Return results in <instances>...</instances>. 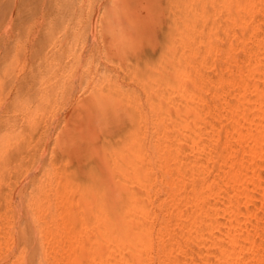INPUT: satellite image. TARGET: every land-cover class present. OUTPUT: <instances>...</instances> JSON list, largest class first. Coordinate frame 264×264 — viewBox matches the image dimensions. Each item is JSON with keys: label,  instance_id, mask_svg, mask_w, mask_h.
<instances>
[{"label": "rangeland", "instance_id": "1", "mask_svg": "<svg viewBox=\"0 0 264 264\" xmlns=\"http://www.w3.org/2000/svg\"><path fill=\"white\" fill-rule=\"evenodd\" d=\"M139 1L126 0L130 8L137 6L133 13L127 12V3L120 6L127 5V14H133L130 18L134 20L125 17L128 21L141 27L142 20L146 22L141 39L147 42L141 40L136 52L123 58L117 57L120 52L114 53L119 43L115 36H133L140 26H134V31V24L128 21L129 29L124 28L122 18H112L113 23L106 19L116 11L115 5L122 9L118 4L122 0H0V264H120L119 249L110 247L105 253L106 225L86 218L79 227L74 209L71 215L77 221L61 220L67 208L61 205L59 194L69 180L96 176L103 167L128 184V175L119 177L126 141L142 143L141 161L149 168L141 187L147 209L140 218L147 225L149 242L137 244L135 259L128 264H264V156L249 158L243 152L256 144L257 136L264 143V113L252 120L248 116L249 108L258 110L264 100L260 104L251 100L250 90L244 92L237 86L241 72L249 70L248 58L260 65L262 75L255 81L264 80V0H253L254 8L246 15L250 33L242 43L235 26L213 0L206 1L203 15V0H194L192 15L195 10L198 17L191 19L183 11L182 0ZM225 28L230 31L228 37L222 34L226 39L219 33ZM212 31L220 42L215 36L209 38ZM143 56L154 67L153 72L140 76ZM173 59L183 72L156 81L158 62L170 66ZM188 86L195 94L192 99ZM236 93L244 98L243 105L232 107L227 101ZM93 101L107 106L99 104L92 110ZM186 104L190 110L186 111ZM199 114L203 115L200 129H184L185 116L190 119ZM238 118L239 125H231ZM192 132L196 146L191 144ZM239 164L248 167V172L254 167L255 175L236 186L231 181L245 173ZM195 192H199L197 200ZM68 197L77 198V193ZM221 203L236 209L241 204L238 212L244 208L246 215L236 214L241 218V231L235 227L234 217L222 212L212 216L206 227L202 213L218 205L225 209ZM232 227L238 231L233 233ZM28 228L34 243L24 248L21 233ZM72 235L83 239V249H73ZM229 237L236 240L230 242ZM220 249L233 256L223 257ZM102 255H107L105 261Z\"/></svg>", "mask_w": 264, "mask_h": 264}, {"label": "bare ground", "instance_id": "2", "mask_svg": "<svg viewBox=\"0 0 264 264\" xmlns=\"http://www.w3.org/2000/svg\"><path fill=\"white\" fill-rule=\"evenodd\" d=\"M128 1H130V0H128ZM139 1V0H138ZM150 1V0H149ZM183 1V4H184V8H183V11H185V13H186V15L188 16V19L190 18V16H191V18H197L198 16H197V14H196V12H195V10L193 11L195 14H193L192 15V9H194V7H193V5H194V0H182ZM205 1V2H204ZM207 0H203V4H202V6H203V8H202V11H203V13H202V11H200L199 13L201 14L202 13V15L203 14H206L207 13V10H206V7H207V2H208V4H209V2L210 3H213L214 1H215V3H217V5H218V8H219V10H224V12H225V18L227 19V20H229L234 26H235V28H236V31H238V33L236 34L237 35V39L241 42V40L242 39H244L246 36H248V34L250 33V30L248 29V25H249V23H248V25H246V15L247 14H249L252 10H253V8H254V5H255V2L253 1V0H237V1H235V2H233V1H231V0H213V2H212V0H210V1H207ZM123 2H125V4L127 3L128 4V8H130L131 6H129L130 5V2H126V0L125 1H123L122 0V2L121 3H118L119 4V8L121 7L122 8V6H120V4L122 5V3ZM134 2V1H133ZM133 2H131V3H133ZM136 2H137V0H136ZM140 2V1H139ZM214 3V4H215ZM135 4V3H134ZM147 4V3H146ZM199 4V3H198ZM198 4H197V6H198ZM124 5V4H123ZM148 5H150V3L148 2ZM140 6V5H139ZM214 6V5H213ZM115 7H116V9H115ZM126 7V8H125ZM125 7H123L121 10L119 9L118 10V8H117V6L115 5L113 8H114V10H116V11H114V12H110L109 13V16L106 18L107 20H111L112 21V23H113V21L114 20H112V18H114L115 17V20H120V18H122V19H124V21H123V23L125 22V21H128V19L130 20H134L133 18H130V17H132V15L133 14H131L130 16L127 14V12L128 13H133L134 12V9L135 8H137V6L134 8V6L132 7V8H130L128 11H127V5L125 6ZM112 8V9H113ZM126 10H125V9ZM149 8H151V5L149 6ZM148 8V9H149ZM221 8V9H220ZM257 8V7H256ZM111 9V8H110ZM132 9H133V11H132ZM144 9H146V8H144ZM123 10V11H122ZM143 10V9H142ZM215 10V9H214ZM260 10V9H259ZM123 13H122V12ZM127 11V12H126ZM129 11H132V12H129ZM149 11H151V14H152V8L149 10ZM217 11V10H216ZM215 13V12H214ZM135 14V13H134ZM199 14V15H200ZM105 16V15H104ZM135 17H136V15H134ZM193 16V17H192ZM197 16V17H196ZM249 16H250V14H249ZM248 16V17H249ZM103 17V16H102ZM116 17H117V19H116ZM128 18V19H126V18ZM142 17V16H141ZM140 17V18H141ZM199 17H201V16H199ZM205 17H207L206 15L204 16V17H202V18H204L205 19ZM262 17H264V16H262ZM139 18V20H141ZM152 18V17H151ZM150 18V19H151ZM190 18V19H191ZM121 19V20H122ZM147 20H148V18H146ZM262 20H263V18H261ZM106 20V21H107ZM146 20V21H147ZM194 20V19H193ZM106 21H105V23H106ZM143 22H142V27L140 26V25H137L138 23H136V24H134L133 23V21H128V22H130V25H131V23L132 24H134L133 26H131V28H133L132 30H134L135 31V29L136 28H138V26H140L139 27V29H136L138 32H137V34H133V36H131L130 35V33H126V34H123L122 35V30H118L121 34L120 35H118V36H115L117 39H114V40H117L119 43V45L117 44V42L116 41H114L115 42V44H117L116 45V47H114V51L115 50H117V53L116 52H114L116 55L118 54V52H120L118 55H117V57L119 56V57H123V58H126V57H128L127 55H129V54H132V52L133 51H135L136 52V49H138V46H139V44L141 43V40L143 41L144 39H141V36L144 34V32L143 33H141L142 32V29H143V27H144V29H146V24H144V20H142ZM118 22H120V21H118ZM118 22H116V23H118ZM139 22V21H138ZM147 22H149V21H147ZM151 22H152V19H151ZM227 22V21H226ZM264 22V21H263ZM109 23H111L110 21H108V24ZM146 23V22H145ZM229 23V22H228ZM120 24H121V22H120ZM120 24H117V25H119V27L118 28H120V29H122L123 28V26H124V28L125 29H129V27H130V25H129V27L128 26H126V24H127V22H125L124 24H123V26L121 25V27H120ZM129 24V23H128ZM139 24H140V22H139ZM116 25V26H117ZM137 25V26H136ZM144 25V26H143ZM205 25V24H204ZM134 26L136 27V28H134ZM254 26V25H253ZM128 27V28H127ZM112 28V27H111ZM123 28V29H124ZM131 28H130V30H131ZM217 30H219L218 28H217ZM220 30H222V29H220ZM110 31H112V30H110ZM124 31V33L126 32V30H123ZM145 31V30H144ZM215 31V30H214ZM214 31H212V33L214 32ZM118 32V33H119ZM130 32H133V31H130ZM216 32V31H215ZM215 32H214V34L213 35H211V33H210V35H209V38H210V36H213L212 37V39H214V36L216 37V35H215ZM230 31H228V29H226L225 28V30L221 33V32H219L220 34H221V36H222V34H224L226 37H228V35H227V33H229ZM259 32V31H258ZM117 33V32H116ZM115 33V34H116ZM219 33H217V34H219ZM232 33V32H231ZM114 34V35H115ZM220 34L218 35L219 37H220ZM223 35V36H224ZM235 35V36H236ZM259 35V34H258ZM223 36H222V38H223ZM224 36V37H225ZM112 37V36H111ZM144 36H142V38H143ZM226 37H225V39H226ZM260 37V36H259ZM112 38H114V37H112ZM111 38V39H112ZM218 37H216L215 39H217ZM221 37H220V39H221V41L223 40ZM219 39V38H218ZM218 39H217V41H218ZM236 39V38H235ZM236 39V40H237ZM253 39V38H252ZM260 39V38H259ZM209 40V39H208ZM210 41V40H209ZM230 41V40H229ZM120 42H121V44H122V46H121V48H120ZM143 42H147V41H143ZM218 42H220V41H218ZM263 43H264V41H262ZM242 43V42H241ZM114 44V43H113ZM114 44V45H115ZM230 44V43H229ZM239 45V44H238ZM209 46V45H208ZM233 46V45H232ZM119 47V48H118ZM229 47V46H228ZM239 47V46H238ZM118 48V49H117ZM206 48H208L209 50L211 49V48H209V47H206ZM230 48V47H229ZM258 48H259V46H258ZM120 49V50H119ZM261 50H262V48H260ZM254 50V49H253ZM252 50V51H253ZM159 51V50H158ZM208 51V50H207ZM160 52V51H159ZM261 52H263L264 53V49L261 51ZM206 53V52H205ZM253 53V52H252ZM257 53H259L260 54V51L259 52H257ZM249 54V53H248ZM247 55V54H246ZM252 55V54H251ZM137 56V55H136ZM248 57V56H247ZM146 58V60H144ZM144 58V56H143V61L141 62V66L140 67H138L139 68V75L141 76V75H144L145 73L147 74V73H149V72H153V68L152 67H154V66H151V67H149L148 66V64H150L152 61L151 60H148V62H147V57H145ZM242 58V57H241ZM137 59H139V57L137 56ZM258 59V58H257ZM259 59H260V57H259ZM244 62H245V60H244ZM247 65H249L250 67L248 68L249 70H247V71H243V72H241L242 70H240V72H241V79L239 80V82L237 83V86L239 87V89L241 90V91H244V92H246L245 90H250L249 92V96H250V99L251 100H255V101H258V103L260 102V101H262V100H264V80L263 81H261V82H259L258 83V81H260V80H257V81H255V78H260V76L262 75V72H261V69L259 68L260 67V65L258 66H256V64L254 63V62H252V60L251 59H249L248 58V60H247ZM252 63H254V65L252 64ZM177 63L175 62V59H173L172 60V64L170 65V66H161L160 65V62H158V64H157V66H156V70L154 71L155 72V76H154V78H155V80L157 81V80H165L166 78H169L170 76H171V79H173L172 77V75L174 74V73H178L179 71H182L181 69H180V67L178 66V65H176ZM244 64V63H243ZM150 65H153V63H151ZM244 66H245V64H244ZM183 69V68H182ZM238 69V68H237ZM183 72V71H182ZM237 72V71H236ZM229 73V72H228ZM180 74V73H179ZM178 74V75H179ZM243 74V75H242ZM181 75V74H180ZM184 75V74H183ZM233 75V74H232ZM239 75V74H238ZM183 77V76H182ZM175 78V77H174ZM177 78V77H176ZM226 78V77H225ZM262 78V77H261ZM264 78V77H263ZM170 79V80H171ZM234 79V78H233ZM175 80V79H174ZM178 80V79H177ZM227 80V79H226ZM229 81V80H228ZM172 82H174V81H172ZM234 82V81H233ZM170 83V82H169ZM177 83V81L174 83V84H176ZM227 83V82H226ZM173 84V83H172ZM228 84V83H227ZM234 84L236 85V83L234 82ZM170 85V84H169ZM231 85H232V83H231ZM234 85V86H235ZM171 86V85H170ZM178 86V85H177ZM237 86H236V89H237ZM188 89H189V86H188ZM192 89V88H191ZM191 89H189L188 90V96H190V98L192 99L194 96H193V94H194V91L193 90H191ZM235 89V88H234ZM233 89V90H234ZM238 89V90H239ZM180 90H181V88H180ZM227 90V89H226ZM187 91V90H186ZM231 91V90H230ZM182 92V91H181ZM229 92V91H228ZM233 92V91H232ZM231 92V93H232ZM181 94V93H180ZM237 94L238 93H236V96H235V94H233L232 95V97H231V99H230V101L228 100L227 101V99H226V101L231 105L232 104V107L233 106H236V105H238V106H242L243 105V102L241 101L242 99L241 98H243V97H237ZM240 94V93H239ZM187 95V94H186ZM195 95V94H194ZM230 95V94H229ZM188 96H186V97H188ZM193 96V97H192ZM249 96H248V98H249ZM182 97V96H181ZM224 97V96H223ZM230 97V96H229ZM189 98V97H188ZM216 98H218V97H216ZM198 100V99H197ZM243 100H244V98H243ZM248 101V100H247ZM185 102V101H184ZM241 102H242V105H240L241 104ZM261 103V102H260ZM259 103V104H260ZM263 104H264V102H262ZM100 103L99 102H97V101H93L91 104H90V108L92 109V110H95L96 108H97V106L99 105ZM249 104V103H248ZM253 104H255V103H253ZM258 104V105H259ZM100 105H103V106H107L106 104H100ZM249 105H252V104H249ZM228 106V105H227ZM185 108H186V111L187 110H190V107L186 104L185 105ZM238 108V107H237ZM236 108V109H237ZM249 108V107H248ZM233 109V108H232ZM249 109H251L250 111H248L249 112V115H248V112H246L247 113V115L249 116V119H251L252 120V118H255L256 116H258V115H262L263 113H264V106L263 107H261V108H259L258 110L257 109H253L252 107L251 108H249ZM185 111V110H184ZM185 111V112H186ZM240 112V111H239ZM184 113V112H183ZM237 113H238V111H237ZM246 113H245V116H246ZM186 114H188L187 112H186ZM235 115V114H234ZM233 115V116H234ZM242 115V114H241ZM183 116V115H182ZM201 116H203V115H201ZM200 114L198 115V117L196 118L195 116H193L192 118H190L189 119V117H188V115L187 116H185V118H184V120L182 121V123H183V127H184V129H195V130H199L200 128H199V124H201V123H199L200 122ZM245 116H243L244 117V120H246L247 118H245ZM205 117V116H204ZM204 117H202L203 119H204ZM216 117L217 118H219L218 116H217V114H216ZM240 117V116H239ZM242 117V118H243ZM251 117V118H250ZM232 118V117H231ZM233 119V118H232ZM239 119V118H238ZM238 119H235L234 121H233V123L234 124H231V125H235V127H236V125L238 124L239 125V121H240V119L238 120ZM219 120V119H218ZM243 120V121H244ZM251 120H249V121H251ZM203 121V120H202ZM201 121V122H202ZM213 121V120H212ZM255 121V120H254ZM245 122V121H244ZM243 122V123H244ZM247 122V121H246ZM245 122V123H246ZM232 123V122H231ZM250 123V122H249ZM263 123V122H262ZM261 123V124H262ZM180 125V126H181ZM237 125V126H238ZM240 125H242V124H240ZM246 125H248L247 123H246ZM245 125V126H246ZM243 126V125H242ZM249 126V125H248ZM208 127V126H207ZM231 127V126H230ZM211 128V127H210ZM249 128H251V127H249ZM248 127H247V129H249ZM204 129V128H203ZM208 129V128H207ZM230 129V128H229ZM235 129V128H234ZM245 129V128H244ZM201 130H202V128H201ZM231 131H232V127H231V129H230ZM236 130V129H235ZM246 130V129H245ZM184 131V130H183ZM237 131V130H236ZM257 131V130H256ZM178 132V131H177ZM187 132H189V131H187ZM193 132H195V131H193ZM192 132V133H193ZM241 132H242V130H241ZM233 133V132H232ZM245 133V132H244ZM179 134V133H178ZM194 134V133H193ZM196 134H198V132H196ZM177 135V134H176ZM180 135H182V134H180ZM189 135V134H188ZM240 135V134H239ZM260 135V134H259ZM198 136V135H197ZM242 136V135H241ZM182 137V136H181ZM199 137V136H198ZM197 137V138H198ZM233 137V136H232ZM180 138V137H179ZM243 138V137H242ZM248 138V137H247ZM262 139V137H259V136H257V138L256 139H258V141L256 142V144H254V145H252L251 147H248V149L246 150H244L243 152H246V156H248L249 158H252V157H262V159H263V156H264V143H261L262 141H261V139ZM188 140V139H187ZM197 139H196V135L194 134V136L191 138V144L194 146H196L197 145V141H196ZM223 140V139H222ZM225 140V139H224ZM264 140V139H263ZM226 141V140H225ZM254 141V140H253ZM252 141V142H253ZM187 142V141H186ZM216 142V141H215ZM126 143L128 144H125V146H126V148H125V150H126V153L122 156V159H123V165L121 166V168H120V171H119V177L120 176H122V177H125V176H127L128 175V177H126L125 179H127V183L128 184H125L123 181H121V179L120 178H116V175H115V173L111 170V169H109V168H107V167H103L102 169H101V171L99 172V174H97L96 176H94V175H91L90 177H88V178H85V180H75V181H73V180H69L68 182H66L63 186H62V188H60L61 190H60V203H61V205H65V208H67V211L65 212V214H64V216L61 218V220H64V221H67V222H71V223H74L75 221H77L76 220V217H73L71 214H72V211H74V210H76V213H77V215H78V218H79V220L78 221H80V225H79V227L81 226V221H82V223H85L83 220L84 219H86V218H89V219H91V220H89V221H92L93 220V223H94V221H95V223H98V222H101V223H103L104 225H106L107 226V231L106 232H103V237H104V240H105V249H106V251H105V253L107 254L109 251V249H110V247H113V249L115 248V249H119V254L121 255V259L119 260V262H120V264H128V263H130V262H132V260H134L135 259V252L137 251V244H148V242H149V237H148V233H147V225L146 224H144V222H142V220L140 219L141 217H143L144 216V214L146 213V209H147V203H146V201H147V199H146V194H145V192H143V190H142V184L145 182V180L147 179V175H146V172L148 171V166L146 165V164H144V163H146V162H144L143 163V161H141V159H142V143L141 142H134V144H132V142L131 141H126ZM205 143V142H204ZM251 144V143H250ZM229 145V144H228ZM190 146V145H189ZM248 146H249V144H248ZM196 149V148H195ZM200 149V148H199ZM220 150V149H219ZM224 150V149H223ZM242 151V150H241ZM225 153V152H224ZM226 154V153H225ZM219 155V154H218ZM213 156V155H212ZM241 156V155H240ZM242 156H244V155H242ZM246 159V158H245ZM261 159V158H260ZM261 159V160H262ZM256 160V159H255ZM221 161V160H220ZM235 161V160H234ZM257 161V160H256ZM255 161V162H256ZM242 162V164H243V161H241ZM252 164V163H251ZM149 165V164H148ZM240 165V167L242 166L243 168H244V170H245V173H243V174H241V172H240V174L241 175H243L242 177L244 178H234V180L233 181H231V182H233L236 186H240V184H243V183H241L242 181H244L246 178H247V180H248V178H251V177H253L254 175H255V171L253 170L254 169V167H251V168H253L252 170H251V168L249 169V172H248V167H245V166H243V165H241V164H239ZM239 165H237V167L239 166ZM260 165V164H259ZM236 167V166H235ZM241 167V168H242ZM261 167V166H260ZM262 167H264V164L262 165ZM247 170H246V169ZM261 169H263V168H261ZM235 170H236V168L234 169V173H235ZM243 170V171H244ZM258 170H260V169H258ZM237 171V170H236ZM238 171H242L241 169L239 170L238 169ZM242 171V172H243ZM261 171V170H260ZM264 171V169L261 171V172H263ZM232 172V173H233ZM259 172V171H258ZM200 173V172H199ZM198 173V174H199ZM260 173V172H259ZM258 173V174H259ZM264 173V172H263ZM262 173V174H263ZM204 174V173H203ZM202 174V175H203ZM261 174V173H260ZM197 175V174H196ZM235 175H236V173H235ZM240 175V176H241ZM201 176V175H200ZM237 176H239L238 174H237ZM199 177V176H198ZM236 177V176H235ZM192 178V177H191ZM194 178H196V177H194ZM203 178H204V176H203ZM232 178V177H231ZM260 178V177H259ZM261 179V178H260ZM186 180V179H185ZM201 180V179H200ZM199 180V181H200ZM206 180V179H205ZM217 180V179H216ZM147 181V180H146ZM192 181H193V179H192ZM206 182V181H205ZM247 182V181H246ZM245 182V183H246ZM254 182V181H253ZM64 183V182H63ZM184 183V182H183ZM196 183V182H195ZM194 183V184H195ZM200 183V182H199ZM226 182H224V184H225ZM260 183V182H259ZM201 184V183H200ZM207 184V183H206ZM261 184V183H260ZM259 184V185H260ZM85 185H89V187L88 188H85L84 186ZM181 185H183V184H181ZM185 185V184H184ZM199 185V184H198ZM203 185V182H202V184L200 185V186H202ZM205 186V185H204ZM234 186V185H233ZM244 186V185H243ZM182 187V186H181ZM184 187H186V186H184ZM196 187H199V186H196ZM241 187H242V185H241ZM239 188V187H238ZM253 190V189H252ZM200 191V190H199ZM203 191V190H202ZM207 191V190H206ZM234 192H235V190H233ZM237 191H239L238 189L236 190V193H240V192H237ZM264 191V190H263ZM262 191V192H263ZM77 193V198H69L68 197V194H71V193ZM260 192H261V190H260ZM182 193V192H181ZM193 193V192H192ZM216 193H217V191H216ZM236 193H235V195H236ZM241 193H242V195L244 194H246L247 193V190H246V187H243L242 189H241ZM240 193V194H241ZM183 194V193H182ZM186 194V193H185ZM200 194H201V192H200ZM263 194V193H262ZM191 195V194H190ZM193 195V194H192ZM256 195V194H255ZM264 195V194H263ZM263 195H262V197H263ZM174 196V195H173ZM182 196V195H181ZM196 196H199V192H195L194 193V195H193V197H194V199H196L197 197ZM208 196V195H207ZM75 197V196H74ZM190 197V196H189ZM226 197V196H225ZM242 197V196H241ZM246 197V196H245ZM191 198V197H190ZM199 198V197H198ZM226 198H228V197H226ZM182 199V198H181ZM202 199V198H201ZM204 199H205V197H204ZM175 200V199H174ZM187 200H189L188 202H190V199H188L187 198ZM197 200V199H196ZM192 201V200H191ZM210 201V200H209ZM227 201V200H226ZM230 201V200H229ZM233 201V200H232ZM175 202H177V201H175ZM179 202V201H178ZM199 202V201H198ZM221 202V201H220ZM243 202V201H242ZM249 202V201H248ZM247 202V203H248ZM194 203H196V202H194ZM200 203V202H199ZM223 203V202H222ZM221 203V204H222ZM237 203V202H236ZM181 204V203H180ZM189 204V203H188ZM191 204V203H190ZM189 204V205H190ZM202 204V203H201ZM216 204V203H215ZM219 204V203H218ZM217 204V205H218ZM199 205V204H198ZM198 205H196V206H198ZM204 205V204H203ZM224 204H222V206H223ZM226 205V204H225ZM225 205L223 206V208H225ZM228 205V204H227ZM241 206V204H238V206ZM264 205V204H263ZM206 206H207V204H206ZM218 206H220V205H218ZM212 207V208H206L205 210H204V212L202 213L203 215V217L204 218H206V220L208 221H206L205 222V225L208 223H211V221H212V216H216L217 217V215L220 213V212H222L224 215L226 214L228 217H231V218H233V220L235 221V223H234V225H235V227H238L239 228V230L241 231V222H240V217H241V215L243 216L245 213H244V208L243 209H241L242 211H240L239 210V212H238V210L237 209H240L238 206H236L237 207V209L234 207V205H233V207H229V205L225 208V209H221L220 207ZM208 207H209V204H208ZM194 207H192L191 209H193ZM74 209V210H73ZM202 209V208H201ZM200 209V210H201ZM66 210V209H65ZM199 210V209H198ZM193 211V210H192ZM196 211V210H195ZM198 213H200V211L198 212ZM240 213H242V214H240ZM247 213V212H246ZM183 214V213H182ZM181 214V215H182ZM188 214H190V213H188ZM187 214V215H188ZM197 214V212L195 213V215ZM201 214V213H200ZM236 214H238V215H240V217H239V219H238V216L236 215ZM180 215V214H179ZM183 215H185V214H183ZM182 215V216H183ZM225 215V216H226ZM246 215V214H245ZM189 216V215H188ZM185 217V216H184ZM190 217V216H189ZM196 217V216H195ZM215 217V218H216ZM181 218V217H180ZM187 218V217H186ZM220 218V217H219ZM181 219H184L183 217L181 218ZM200 220V219H199ZM180 221V220H179ZM200 221H202V218H201V220ZM199 221V222H200ZM204 221V220H203ZM219 221V220H218ZM228 221H230V219L228 220ZM239 221V222H238ZM255 221V220H254ZM183 222H185V221H183ZM221 222V221H220ZM252 222V221H251ZM196 223H198V222H196ZM204 223V222H203ZM218 222H216V224H217ZM223 223V222H222ZM225 223V222H224ZM215 224V225H216ZM219 224V223H218ZM218 224H217V226H218ZM228 225L230 224V222L229 223H227ZM182 225V224H181ZM186 225V224H185ZM220 225H221V223H220ZM219 225V226H220ZM227 225V226H228ZM231 226H233V224H230ZM229 225V226H230ZM193 226V225H192ZM209 227V225H206V227ZM224 226V225H223ZM226 226V227H227ZM253 226V225H252ZM188 227H189V225H188ZM194 227H197L196 225L194 226ZM199 227V226H198ZM205 227V228H206ZM235 227H232V231H233V233L235 232V231H238ZM82 228H84L83 227V225H82ZM186 228V227H185ZM190 228V227H189ZM214 228H217V227H214ZM223 228V227H222ZM231 228V227H230ZM241 228V229H240ZM187 229V228H186ZM192 229V228H191ZM208 229V228H207ZM206 229V230H207ZM211 229H213V228H211ZM218 230H220L221 229V226H220V229H219V227L217 228ZM227 229V228H226ZM22 230V229H21ZM193 230H194V228H193ZM196 230V229H195ZM210 230V229H209ZM208 230V231H209ZM214 230V229H213ZM228 230V229H227ZM197 231H199L198 229H197ZM229 231V233H230V229L228 230ZM228 231H226L227 233H225L223 230H222V232H224L225 234H228ZM22 232V231H21ZM211 232V231H210ZM221 232V233H222ZM105 233H107L108 235H106ZM190 233V232H189ZM205 233V232H204ZM212 233H213V231H212ZM218 233V232H217ZM244 233V232H243ZM191 234V233H190ZM211 234V233H210ZM215 234V233H214ZM223 234V233H222ZM242 234V233H241ZM196 235V234H195ZM194 235V237H196ZM213 235V234H212ZM232 235H234V234H232ZM237 235V234H236ZM249 235V234H248ZM21 236H22V239H23V243L22 244H24L23 246H24V248H25V246H28V247H31L32 246V243H34L33 241V239H34V236H33V231L31 230V229H25L22 233H21ZM111 236L113 237L112 239H111ZM199 235H197V237H198ZM202 236V235H201ZM218 236H219V234H218ZM222 236V235H221ZM229 236H231L230 234H229ZM238 236V235H237ZM247 236V235H246ZM202 237H204V236H202ZM209 237H210V235H209ZM213 237L215 238L216 237V235L214 236L213 235ZM226 238H228L227 236H225ZM225 237H223L222 236V238H225ZM235 237V236H234ZM233 237V238H234ZM217 238V237H216ZM231 238H232V236H231ZM232 238V239H233ZM236 238V237H235ZM242 238H243V236H242ZM246 238V237H245ZM245 238H243V239H245ZM71 239H72V243H73V246H74V250H80V248H84V246H83V239L81 238V237H74L73 235L71 236ZM200 239V238H199ZM198 239V240H199ZM209 239V238H208ZM211 239V238H210ZM229 239H230V237H229ZM228 239V240H229ZM232 239H230V242L232 241ZM239 239V238H238ZM237 239V240H238ZM241 239V238H240ZM248 239V238H247ZM203 239H201V241H202ZM213 240V239H212ZM212 240H208V241H212ZM216 240V239H215ZM228 240H226V241H228ZM236 240V239H235ZM234 240V241H235ZM196 241V240H195ZM204 241H205V239H204ZM218 241H220V240H218ZM225 241V243H226V245H227V242ZM234 241H232V242H234ZM239 241V240H238ZM256 241V240H255ZM199 242V241H198ZM203 242V241H202ZM217 242V241H216ZM222 242V241H221ZM245 242L247 243V240H245ZM214 243H215V241H214ZM228 243H229V241H228ZM237 243V242H236ZM240 242H238L237 244H239ZM244 243V242H243ZM253 243V242H252ZM256 243V242H255ZM258 243V242H257ZM213 244V243H212ZM217 244H219L220 245V243H217ZM217 244H213V246L214 245H217ZM231 244V243H230ZM233 244V243H232ZM237 244H234V245H237ZM249 244H250V242H249ZM230 246V245H229ZM239 246V245H238ZM247 246V245H246ZM27 247V248H28ZM224 247H225V245H224ZM250 247V246H249ZM226 248V247H225ZM230 248H232V247H230ZM246 248V247H245ZM114 249V250H115ZM238 250V249H237ZM229 251V250H228ZM220 254L224 257V256H229L230 258L233 256V252H230V253H228L227 254V252L225 251V249L223 250V249H220ZM235 253H237V252H235ZM240 253V252H239ZM219 254V256H221ZM235 255V254H234ZM238 255V254H237ZM236 255V256H237ZM102 258H103V260L105 261L106 259H107V255L105 256V255H102ZM228 258V257H227ZM227 258H225V259H227ZM234 258H237V257H234ZM234 258H233V260H234ZM99 260H102L101 258H99ZM215 260V259H214ZM256 260V259H255ZM221 261V260H220ZM223 263V262H222ZM227 263V262H226Z\"/></svg>", "mask_w": 264, "mask_h": 264}]
</instances>
